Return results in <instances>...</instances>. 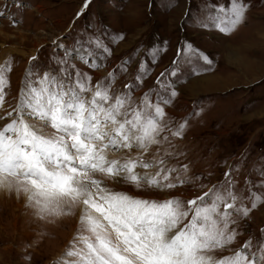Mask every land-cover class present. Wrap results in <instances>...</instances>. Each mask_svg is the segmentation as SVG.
<instances>
[{
  "label": "snow or ice",
  "instance_id": "snow-or-ice-1",
  "mask_svg": "<svg viewBox=\"0 0 264 264\" xmlns=\"http://www.w3.org/2000/svg\"><path fill=\"white\" fill-rule=\"evenodd\" d=\"M191 2L180 28L225 36L246 22L250 7L247 0H205L193 10ZM104 35L90 22L70 45L58 37L46 65L29 58L14 94L12 59L0 62V191L23 198L37 220L76 219L54 264H264V226L245 232L264 206V168L245 173L244 153L235 164L224 161L212 182L213 173L195 171L177 143L204 107L194 104L180 119L168 112L182 66L200 75L195 65L211 67L210 55L178 41L170 67L145 88L153 69L139 54L110 65ZM122 39L112 35L110 43ZM166 45L148 50L152 65Z\"/></svg>",
  "mask_w": 264,
  "mask_h": 264
},
{
  "label": "rangeland",
  "instance_id": "rangeland-1",
  "mask_svg": "<svg viewBox=\"0 0 264 264\" xmlns=\"http://www.w3.org/2000/svg\"><path fill=\"white\" fill-rule=\"evenodd\" d=\"M16 2L20 8L12 6L13 0H0V10L5 4L9 6L0 18V59H12L13 94L31 56H38L34 63L46 65L54 51L53 41L59 37L65 44H72L90 22L106 29L103 39L113 49L110 65L137 54L146 60L153 71L144 82L145 88L170 67L178 41L187 39L209 54L213 64H196L202 69L200 75L192 74L193 65L182 66L176 80L179 95L168 112L180 119L193 111L194 104L204 107V112L189 122L186 134L177 143L187 152V159L194 162L195 171L213 173L212 182L226 170L224 161L235 164L244 153L245 173L253 167L264 168V0H247L250 7L246 22L227 36L217 31H197L191 26L181 29L187 0H90L85 9L86 0ZM204 2L192 0L191 7L197 10ZM112 35H122L123 39L111 44ZM165 42L167 51L152 65L148 50L163 48ZM107 71L105 68L96 75L104 76ZM122 83L118 80L116 86ZM251 179L255 181L258 176L252 173ZM76 223L72 217L55 223L37 220L31 209L24 207L23 198L17 200L0 191V264H54L73 237ZM262 226L264 206L251 214L245 232ZM247 238V234L240 237ZM26 255L31 256L30 261Z\"/></svg>",
  "mask_w": 264,
  "mask_h": 264
},
{
  "label": "bare ground",
  "instance_id": "bare-ground-1",
  "mask_svg": "<svg viewBox=\"0 0 264 264\" xmlns=\"http://www.w3.org/2000/svg\"><path fill=\"white\" fill-rule=\"evenodd\" d=\"M81 10H83V7L81 8ZM0 62H2V59H0Z\"/></svg>",
  "mask_w": 264,
  "mask_h": 264
},
{
  "label": "crops",
  "instance_id": "crops-1",
  "mask_svg": "<svg viewBox=\"0 0 264 264\" xmlns=\"http://www.w3.org/2000/svg\"><path fill=\"white\" fill-rule=\"evenodd\" d=\"M253 3H254V1H253ZM84 9H85V7H84ZM84 9H83V10H84ZM82 12H83V11H82Z\"/></svg>",
  "mask_w": 264,
  "mask_h": 264
}]
</instances>
